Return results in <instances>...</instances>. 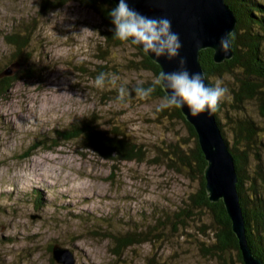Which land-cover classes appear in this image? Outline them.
<instances>
[{"label": "rangeland", "instance_id": "1", "mask_svg": "<svg viewBox=\"0 0 264 264\" xmlns=\"http://www.w3.org/2000/svg\"><path fill=\"white\" fill-rule=\"evenodd\" d=\"M40 2L0 0V68L12 51L6 33H29L30 53L14 68L13 88L0 98V264H59L48 251L52 245L70 250L73 264H144L151 257L156 264H218L202 249L211 237L197 230L199 220L207 223L203 213L187 229L164 233L162 241L153 238L158 217L174 214L196 191L198 180L161 159L158 148L187 137V131L176 118L156 116L161 98L141 99L132 91L133 84L154 82L149 71L125 66L139 59L135 48L130 43L107 46L98 16L76 0H62L52 9L40 8ZM96 65L116 83L96 87ZM217 80L226 87L233 83L229 74L208 79L212 85ZM121 85L128 94L118 99ZM228 99L227 92L219 102ZM244 109L262 123L253 102ZM229 113L244 114L219 113L230 143ZM81 119L136 143L143 150L141 159L125 160L114 152L104 157L83 137L53 144L58 130ZM261 142L248 158L246 173L260 155L264 175V137ZM126 233L146 234L147 241L127 246L116 258L110 236Z\"/></svg>", "mask_w": 264, "mask_h": 264}, {"label": "trees", "instance_id": "2", "mask_svg": "<svg viewBox=\"0 0 264 264\" xmlns=\"http://www.w3.org/2000/svg\"><path fill=\"white\" fill-rule=\"evenodd\" d=\"M54 1V2H53ZM84 7L93 11L99 18V35L107 46H119L124 43L112 36L111 21L108 11L115 5L110 0H76ZM236 17V26L230 34L232 40V57L222 63H214L212 60V50L204 49L199 52V63L208 81L211 77L221 78L224 74H229L233 83L228 87L229 99L227 104L222 101L217 104L214 117L220 132L230 151L237 175L236 191L238 193L239 205L244 220L245 237L250 247L251 253L264 264V175H262L261 160L257 155L256 164L251 172L246 173V165L250 155H256L257 149L262 144L264 137V54L262 45L264 42V0H224ZM62 4V0H41L40 8L52 9ZM13 31L4 35V41L12 51L9 62L0 72L5 70L12 62L16 65L26 63L30 53L26 50L29 44V33ZM133 46V45H132ZM134 47V46H133ZM135 48V47H134ZM137 61H127L125 66L134 70L149 71L153 78L160 72L157 64L152 62L146 55L138 49ZM94 75L104 72L102 65H96ZM107 77V76H106ZM17 80V73L13 72L9 76L0 77V98L6 96L13 88ZM209 85H212L208 81ZM153 85L148 82L133 84L132 87L142 86L144 88ZM164 92L159 85L153 87L149 97L163 99ZM253 102L255 104L261 124L255 122L243 111L244 104ZM227 106L224 110L223 107ZM221 111L242 112L243 116H236L234 113L227 114L229 131L232 133L231 142L225 138L223 125L219 120ZM156 116L173 117L180 120L187 131V137L178 136L171 140L165 149L158 148L162 160L166 158L168 167L175 172H179L188 178H196L198 187L195 192L190 193L182 206H178L172 215H165L164 220L160 215L152 229H157V234L153 238L162 241L166 235L188 228L190 221H196L198 215L203 213L207 216V223L199 220L197 230L200 234H211L208 238L207 247L203 251L206 255L213 257L218 264H243L240 250L238 248L235 235L231 231L230 220L225 212L221 200L210 202L205 191V181L203 171L206 166L204 156L197 143V137L193 128L184 120L181 112L176 107L156 109ZM114 131H117L116 129ZM54 134L58 139L53 144L58 145L60 139L70 140L83 137L85 144L97 150L104 157H109L115 153L119 158L125 160L141 159L143 150L136 143L128 141L123 135H109L104 129L97 128L92 120L81 119L79 123L73 124L70 128L58 130ZM190 138V139H188ZM33 150L26 152L27 157ZM35 201H39L34 196ZM204 217V216H203ZM166 221V222H164ZM168 223V224H167ZM186 228V229H187ZM167 231V232H166ZM142 237V239H141ZM145 237V238H144ZM147 235L136 237L132 234L112 235L110 249L112 255L119 258L127 246L147 241ZM52 246L48 251L51 252ZM144 264H156L153 257Z\"/></svg>", "mask_w": 264, "mask_h": 264}, {"label": "water", "instance_id": "3", "mask_svg": "<svg viewBox=\"0 0 264 264\" xmlns=\"http://www.w3.org/2000/svg\"><path fill=\"white\" fill-rule=\"evenodd\" d=\"M114 5L118 0H110ZM129 4L140 12L150 16H167L172 21V29L180 34L182 47L180 54L186 58L189 71L201 72L205 82L208 81L199 63V52L212 50L214 63H222L232 57V49L222 54L216 47L218 38L230 34L236 26V17L224 0H129ZM199 39L197 47L194 40ZM146 55L139 47L133 45ZM158 65L160 71L175 69V61H159L146 55ZM16 64H10L0 72V77L9 76L14 72ZM162 88V87H161ZM164 94L165 90L162 88ZM184 120L193 128L197 143L204 156L206 166L203 171L205 191L210 202L221 200L230 220L231 231L235 235L243 264H261L250 251L245 237L244 220L236 191L237 175L233 157L216 123L214 112L210 115L200 113L192 116L187 108H178ZM52 259L59 264H73L70 250L55 245L51 250Z\"/></svg>", "mask_w": 264, "mask_h": 264}, {"label": "clouds", "instance_id": "4", "mask_svg": "<svg viewBox=\"0 0 264 264\" xmlns=\"http://www.w3.org/2000/svg\"><path fill=\"white\" fill-rule=\"evenodd\" d=\"M111 21L112 36L122 42H128L139 47L146 55L159 61H175L172 71H160L154 79L153 85L147 88L135 86L132 91L141 99L148 96L155 85L165 90V95L157 105V111L169 108H187L188 113L196 116L200 113L210 115L216 111L218 101L228 92L222 81L217 80L213 85L205 82L201 72L189 71L185 56L180 54L182 42L180 34L172 29V21L167 16L146 15L135 7L130 6L129 0H118L116 5L108 11ZM195 46L200 40H194ZM232 40L228 33L222 34L216 47L222 54L230 50ZM115 84L114 79L99 72L94 83L103 88L106 83ZM118 99L128 94V89L121 85L118 88Z\"/></svg>", "mask_w": 264, "mask_h": 264}]
</instances>
